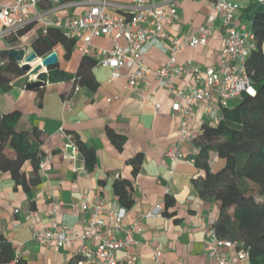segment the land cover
Wrapping results in <instances>:
<instances>
[{
  "label": "crops",
  "instance_id": "obj_1",
  "mask_svg": "<svg viewBox=\"0 0 264 264\" xmlns=\"http://www.w3.org/2000/svg\"><path fill=\"white\" fill-rule=\"evenodd\" d=\"M11 1L0 0V4ZM248 1H244L243 8ZM111 2L126 5L129 0ZM48 6L43 2L39 4L46 20H55L56 17L64 20L81 11L73 7L46 13ZM177 11L178 21L167 28L169 38L177 41L194 35L205 18L213 14L208 0H185L177 4ZM240 20L243 26L250 27L248 21ZM25 26L28 29L20 36L1 37L0 51L22 49L26 55L32 53L31 44L44 24L30 21ZM81 45L76 42L68 59L63 47L52 50L57 54L59 69L70 76L76 72L82 57L78 49ZM111 45L108 37L93 38L88 56L95 58L96 48L106 49ZM221 47L222 32L217 22L204 47L185 48L176 55V62L200 71L217 68L221 65ZM142 61L149 68L157 69L167 62V55L152 48ZM91 72L96 88L81 87L71 98L68 108L63 106V100L71 89L70 81L45 83L44 87L34 90L24 88L25 76L14 79L6 90L0 87V113L20 114L16 131L41 130L45 140L40 149L44 156L50 157V165L45 172H39V183L31 187L30 197L20 186H15L8 173L0 171V234L26 264H74L78 242L60 249H49L32 239V231L47 229L51 221L82 231L88 217V213L81 209L83 197L89 189L100 188L103 197L115 200L112 184L118 175L132 183L133 205L127 210L123 224L138 223L141 228V233L135 236L138 245L132 249L136 264H156L151 259L154 247L161 251L159 264H213L204 253L205 242L199 225L208 226L216 219L218 202L202 198L195 187L194 182L204 176L203 170L194 165H172L163 155L165 148L178 137L177 119L171 111L174 99L166 89L157 86L152 76L129 89L125 78L129 69L121 68L119 77H112L109 68L98 66ZM201 82L200 75L190 74L174 81L180 90L200 86ZM156 104L159 105L158 112H155ZM203 115L204 108L197 107L190 116L188 124L192 132H198ZM60 128L94 152L95 163L87 177L74 174L75 160L62 157L65 141L59 134ZM107 129L123 137L119 147L111 143ZM4 154L14 158L8 146ZM137 154L142 155V161L138 172L132 176V167L127 161ZM221 163L214 153H210L209 165L213 169L220 167ZM24 171L27 176L31 172L28 163ZM167 197L172 198L173 205H165ZM55 202L59 207L52 212ZM155 205L161 207L159 214L143 218ZM234 251L225 252L233 256ZM121 255V252L117 253L118 257ZM229 264L247 263L232 259Z\"/></svg>",
  "mask_w": 264,
  "mask_h": 264
},
{
  "label": "built area",
  "instance_id": "obj_2",
  "mask_svg": "<svg viewBox=\"0 0 264 264\" xmlns=\"http://www.w3.org/2000/svg\"><path fill=\"white\" fill-rule=\"evenodd\" d=\"M183 1L129 0L128 4L120 5L111 0H12L9 4H0V38L15 34L30 21L42 22L43 33L47 27L57 28L67 37L81 42L78 48L80 53L88 55L93 38L108 37L112 42L110 48L95 49L96 66L109 68L112 77H119L121 68L129 69L130 72L125 76L129 89L148 76L156 79L159 88L166 89L174 99L171 111L177 119L178 137L165 148L164 158L172 165H194L200 147L196 144L197 133L189 128V118L197 107H203V123L217 125L223 119L224 108L230 107L242 94L253 93L246 60L256 49V41L251 28L243 26L240 20L243 8L240 0H208L213 14L205 18L195 34L180 41L170 39L167 28L178 21L177 4ZM257 1L264 3V0ZM42 2L49 5L46 13L73 7L81 11L64 20L57 17L55 20H46L45 13L39 10ZM217 22L222 32L221 65L200 71L178 64L176 55L179 52L207 44ZM152 48L167 55V62L157 69L149 68L142 61ZM261 50L264 53V40ZM45 56L37 58L30 65L36 66ZM24 64L22 60L19 66ZM186 74L200 75L201 85L189 90L176 88L174 81ZM25 76L26 82L38 79ZM79 90V79L75 78L63 100L64 107L68 108L71 98ZM158 109L159 105L156 104L155 112ZM59 134L65 141L62 157L75 160L77 164L73 167V173L87 177L89 172L84 158L72 137L63 128L59 129ZM49 165L50 157L43 156L38 171L45 172ZM58 207L59 203L55 202L52 212ZM81 209L88 213L82 231L69 229L62 222L51 221L43 231L33 229L32 239L49 249H60L78 242L75 264H136L132 249L138 245L135 236L141 233V228L138 223L123 224L127 209L116 200L109 201L103 197L100 188L89 189L83 197ZM160 211V205H155L143 218H153ZM199 229L204 237V253L213 264H229L232 259L249 264V251L243 248L235 250V243L217 235L213 222L208 226L200 224ZM94 241L96 244H91ZM231 249L235 250L233 256L225 252ZM118 252L122 253L120 257L117 256ZM14 255L15 258L19 257L16 251ZM160 256V249L152 248L151 259L154 263L159 264Z\"/></svg>",
  "mask_w": 264,
  "mask_h": 264
},
{
  "label": "trees",
  "instance_id": "obj_3",
  "mask_svg": "<svg viewBox=\"0 0 264 264\" xmlns=\"http://www.w3.org/2000/svg\"><path fill=\"white\" fill-rule=\"evenodd\" d=\"M240 18L248 21L256 41V49L246 60L253 93L242 94L230 107L224 108L223 119L217 125L201 124L196 139L200 153L194 166L203 170L204 176L194 183L202 198L218 202V214L213 221L217 235L235 243V250L247 249L249 264H264V53L261 50L264 40V3L249 0L247 6L241 9ZM27 29L28 26H24L8 36H20ZM75 45L76 41L61 30L47 27L45 33L42 29L38 30L31 49L38 57H42L61 46L68 59ZM9 51H0V87L3 90L10 88L14 79L25 77L19 63L8 56ZM95 66V58L82 55L72 76L56 64L40 73L38 79L44 84H53L78 78L80 88L94 90L97 84L91 70ZM19 116L18 112L0 113V171L8 173L15 186H20L30 197L31 187L39 183L38 164L44 156L40 146L45 135L36 128L28 132L16 131ZM106 134L115 146L122 144L121 135L111 129H107ZM69 135L83 156L89 172L95 163L94 152L72 134ZM6 146L11 148L14 158L5 156ZM210 153L222 161L217 169L209 165ZM141 161V154L127 161L132 167V176L138 172ZM26 163L31 166L28 176L24 171ZM112 191L120 206L127 210L131 208L133 188L130 180L118 176L114 179ZM165 205H173L172 198L167 197ZM14 252L11 243L0 234V264H26L19 257L15 258ZM77 259L75 257L74 264Z\"/></svg>",
  "mask_w": 264,
  "mask_h": 264
},
{
  "label": "water",
  "instance_id": "obj_4",
  "mask_svg": "<svg viewBox=\"0 0 264 264\" xmlns=\"http://www.w3.org/2000/svg\"><path fill=\"white\" fill-rule=\"evenodd\" d=\"M8 56L14 59L17 63L24 62L26 64L21 65L20 67L23 69L25 74L28 77H38V75L44 70H46L48 67H51L53 65H56L58 63V58L56 52H50L48 55L43 57L41 59V62L38 63L36 66L32 67L30 64L35 62L37 58H40L36 55V53L32 52L29 55L25 54L24 50H10L8 52ZM44 85V82L42 80H32L30 82H26L24 85L25 89H34V88H40Z\"/></svg>",
  "mask_w": 264,
  "mask_h": 264
},
{
  "label": "rangeland",
  "instance_id": "obj_5",
  "mask_svg": "<svg viewBox=\"0 0 264 264\" xmlns=\"http://www.w3.org/2000/svg\"><path fill=\"white\" fill-rule=\"evenodd\" d=\"M241 2H242V6L244 5L243 3H244V1L243 0H240Z\"/></svg>",
  "mask_w": 264,
  "mask_h": 264
}]
</instances>
